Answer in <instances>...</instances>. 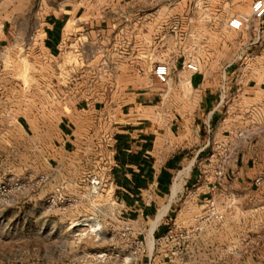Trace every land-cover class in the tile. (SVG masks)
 <instances>
[{"label": "rangeland", "instance_id": "obj_1", "mask_svg": "<svg viewBox=\"0 0 264 264\" xmlns=\"http://www.w3.org/2000/svg\"><path fill=\"white\" fill-rule=\"evenodd\" d=\"M243 1L160 4L195 11L175 17L172 38L156 36L152 53L158 63L181 57L200 68L188 79L157 81L163 94L158 102L183 108L161 113H194L189 106L201 104L204 89L220 87L224 72L231 81L230 71L247 67L241 64L246 48L230 45L245 35L227 27L230 18L251 13ZM24 2L0 0V23L12 22ZM37 3L31 0V6ZM203 6L220 11L206 17L197 11ZM133 23L128 16L104 42L85 37L76 44L68 36L56 59L28 55L18 41L0 48V264H264V193L222 197L201 219L170 225L174 234L160 239L157 230L164 226L166 233L169 226L129 222L121 213L108 182L101 125L82 120L75 144L61 151L58 132L65 115L82 104L118 106L123 96L116 91L134 90L132 72L119 68L117 59L125 56L133 66L139 44ZM255 51L264 60V46ZM256 118L264 126V111Z\"/></svg>", "mask_w": 264, "mask_h": 264}, {"label": "crops", "instance_id": "obj_2", "mask_svg": "<svg viewBox=\"0 0 264 264\" xmlns=\"http://www.w3.org/2000/svg\"><path fill=\"white\" fill-rule=\"evenodd\" d=\"M168 1L38 0L37 6H31V0H27L12 13V22L0 23V48L17 41L25 48L32 45L33 37L47 58L56 59L62 55L68 36L76 44L85 37L104 42L110 32L121 30L124 19L129 16L133 20L139 43L133 66L127 65L125 56L118 55L117 59L119 68L132 72L134 90L127 91V87L116 91L123 96L118 106L79 105L62 118L58 136L61 151L66 152L75 144V128L82 125V120L84 125H101L104 158L110 165L109 184L121 213L129 222L157 220L170 227L201 219L211 199H239L244 190L247 196L264 193V126L256 118L264 111V60L255 55V50L264 46V24L233 31L245 38L233 40L230 45L248 51L243 58L247 67L229 72L232 89H240L238 101L229 109L217 108L220 87L206 88L201 104L189 106L194 113L168 115L161 112L183 108L158 102L163 94L153 74L158 60L152 47L157 35L172 38L170 27L175 17L195 11L192 7L160 6ZM253 2L244 0L245 9L251 12ZM197 11L206 17L216 16L220 7L203 6ZM180 58H168L165 63L172 68V78L188 79L191 72L184 68L188 61ZM236 59L239 64L241 60ZM144 80H150L149 85L143 86ZM84 116L92 123H87ZM227 143L236 152L223 185L217 193L201 188L199 165L211 155L214 144ZM107 145L111 147L108 151ZM165 229L159 228L155 235L162 237Z\"/></svg>", "mask_w": 264, "mask_h": 264}, {"label": "built area", "instance_id": "obj_3", "mask_svg": "<svg viewBox=\"0 0 264 264\" xmlns=\"http://www.w3.org/2000/svg\"><path fill=\"white\" fill-rule=\"evenodd\" d=\"M256 24L258 26H262L264 24V0H254L251 6V13L247 14H238L229 19L227 23V27L231 31L241 32L246 27ZM32 40V47L28 46L25 47L27 54L38 52L41 54V50L38 47V41H36L33 37ZM246 62L247 59L245 60ZM242 62L241 64H243ZM247 65V64H246ZM243 66V65H242ZM184 68L189 70L192 73H199L200 68L199 66L192 62L188 61L184 64ZM154 77L155 79L161 84H169L172 78V68L170 64L161 62L156 64L154 68ZM220 99L217 105V108L225 107L229 109L234 102L239 100L240 89H232V85L230 81H228V74L224 72L223 75V82L220 86ZM208 129L211 131L210 124L208 125ZM208 145H211L209 142ZM107 151L111 149L109 145L105 147ZM235 147H232L230 143L226 145L221 144H214L212 148L211 155L202 162L199 167L201 171V178H200V187L210 189L213 193H217V190L223 185L225 174L228 165L232 162L235 156ZM109 173V171L107 172ZM214 179V182H210V178ZM109 182V179H108ZM100 181H98V184ZM215 200L211 199L209 202V206H213L215 204ZM207 207V208H208ZM174 227V226H172ZM175 230L173 228H169V230L162 236L160 239L174 234Z\"/></svg>", "mask_w": 264, "mask_h": 264}, {"label": "bare ground", "instance_id": "obj_4", "mask_svg": "<svg viewBox=\"0 0 264 264\" xmlns=\"http://www.w3.org/2000/svg\"><path fill=\"white\" fill-rule=\"evenodd\" d=\"M180 178V177H179ZM179 183H180V179H179ZM176 186V185H175ZM179 188V187H178ZM176 193V192H175ZM163 213V212H162ZM164 215V214H163ZM162 216V215H161ZM156 222H157V220H156ZM86 226H88L90 229H91V231H94L95 230V228H94V226H92V225H90V224H87ZM154 226H156V225H154ZM151 235V234H150ZM153 235V234H152Z\"/></svg>", "mask_w": 264, "mask_h": 264}]
</instances>
